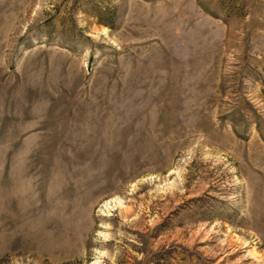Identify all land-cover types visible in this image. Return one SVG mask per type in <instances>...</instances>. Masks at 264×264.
<instances>
[{
	"label": "rangeland",
	"instance_id": "rangeland-1",
	"mask_svg": "<svg viewBox=\"0 0 264 264\" xmlns=\"http://www.w3.org/2000/svg\"><path fill=\"white\" fill-rule=\"evenodd\" d=\"M93 263L264 264V0H0V264Z\"/></svg>",
	"mask_w": 264,
	"mask_h": 264
},
{
	"label": "bare ground",
	"instance_id": "bare-ground-1",
	"mask_svg": "<svg viewBox=\"0 0 264 264\" xmlns=\"http://www.w3.org/2000/svg\"><path fill=\"white\" fill-rule=\"evenodd\" d=\"M106 205V204H105ZM93 264H96V263H93Z\"/></svg>",
	"mask_w": 264,
	"mask_h": 264
}]
</instances>
